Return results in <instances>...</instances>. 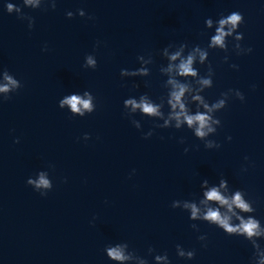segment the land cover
Returning <instances> with one entry per match:
<instances>
[{"label": "clouds", "instance_id": "9594fccd", "mask_svg": "<svg viewBox=\"0 0 264 264\" xmlns=\"http://www.w3.org/2000/svg\"><path fill=\"white\" fill-rule=\"evenodd\" d=\"M39 0H23V4L33 5L36 7ZM53 3L52 8H55ZM14 6L12 4L7 5L9 12L13 11ZM19 11V9H16ZM78 15L84 17L85 11L83 9L77 10ZM73 12L68 11L66 16L73 18ZM93 19V17H89ZM215 33L210 37L207 47H201L195 45L191 47V50L185 54V49L188 48L187 43H181L179 45L169 44L162 49V56L167 58V67L162 66L160 72L167 77L164 82V87L168 89L166 97H161L160 102H154L150 96L145 93L139 96V99L130 97L123 101V107L126 111L125 114L128 117L140 113L143 116L161 120L163 123L156 124V128H175L177 130L183 128L184 125L188 129L194 132V136L204 142L206 149L220 148L221 145L211 139H205L209 134H215L217 128L221 126V120L215 115L227 106L228 100L234 96L240 101H244V94L238 89H229L226 92L220 94V98L213 103H209L202 93L211 87H213V76L215 75L214 69L211 63H208L207 75L201 76L198 69L195 67L198 62L204 65L208 62L209 50L219 49L224 52L228 51V39L233 38L235 43L233 49L237 54L251 53L252 48H243L240 41L244 39L243 33L238 32L241 24L244 23L243 15L238 11H233L227 16H221L215 21ZM214 21L212 18L205 20V26L208 29L213 28ZM34 25L33 22L28 25L31 29ZM99 41L97 42V47ZM178 46V47H177ZM170 48L176 50L170 51ZM47 51V47L43 49ZM138 61H143L141 67L135 70L121 69V77H147L150 75V69L145 66L151 64L152 59L146 60L143 55L137 57ZM84 68L95 69L97 67V60L94 55L88 54L85 56ZM228 61V56L224 57V62ZM233 69H238V65H230ZM22 87V84L6 69L2 72V81H0V98L7 100L10 98V94L16 92ZM135 87H139L136 85ZM255 86H253L254 88ZM95 97L89 91H84L83 95L73 93L65 95L58 102L60 109H68L72 116L84 117L86 114H91L96 110ZM165 103L168 106V112L163 111ZM191 104L196 105L195 112L190 108ZM132 124L138 130L141 129V124L138 120L133 119ZM174 122V123H173ZM153 135V131L150 130L143 134L144 139H148ZM89 134H85L83 139L88 140ZM227 139L231 140L229 136ZM19 143L17 139L15 141ZM183 143V139L180 141ZM188 149L185 148V152ZM247 159V157H245ZM246 171V169H245ZM135 170H133V173ZM35 191L39 192L41 196H46L48 191L53 188L52 180L49 178L48 173L40 172L38 179L28 178L26 181ZM209 181L207 179L202 181V187L207 186ZM224 189L228 190V181L225 178H221L219 187L212 186L208 190L204 191V199L200 200V204L204 207L201 208L195 202H189L185 200L181 207L180 200H174L171 204L173 209L181 208L189 213V219L191 221H203L210 225H215L219 229L223 230L229 236H242L249 242H251L254 248L253 259L259 256V264H264V250L257 243V239L264 236V227L261 222L251 215L255 212L253 202L246 199V193L241 189H236L230 195H226L221 192ZM224 209V211H222ZM249 214V215H244ZM238 223H233V218ZM190 227L199 231L197 224L193 223ZM207 237L201 235L198 240L205 241ZM206 246V245H205ZM129 249V245L126 242L117 243L116 246L107 245L105 247V253L111 261L124 262L132 259H138L139 264H148V261L135 253V251L126 252ZM155 252L152 247L148 248V253L151 255ZM176 254L180 258L191 260L195 257V250H185L181 245H176ZM155 264H170L168 254H156L154 256Z\"/></svg>", "mask_w": 264, "mask_h": 264}]
</instances>
